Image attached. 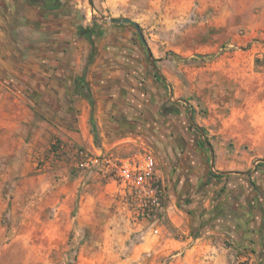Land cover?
Instances as JSON below:
<instances>
[{"label": "rangeland", "instance_id": "rangeland-1", "mask_svg": "<svg viewBox=\"0 0 264 264\" xmlns=\"http://www.w3.org/2000/svg\"><path fill=\"white\" fill-rule=\"evenodd\" d=\"M81 17L98 33L97 87L90 81L82 90L93 91L105 114L114 105L129 138L123 145L131 147L122 157L153 153L183 208L207 197L216 204L229 177L250 176L251 198H258L264 0H87ZM124 18L143 39L134 25L111 22ZM7 110L0 104V264H194L185 259L189 246L177 242L186 235L171 221L159 237L144 224L147 233L138 232L115 186L77 169L76 146L34 105L21 126ZM225 175L221 185L215 177Z\"/></svg>", "mask_w": 264, "mask_h": 264}, {"label": "crops", "instance_id": "crops-1", "mask_svg": "<svg viewBox=\"0 0 264 264\" xmlns=\"http://www.w3.org/2000/svg\"><path fill=\"white\" fill-rule=\"evenodd\" d=\"M86 5L87 0H0V104L19 126L26 120L27 105H34L72 146L122 157L131 147L123 145L129 138L113 115L114 105L105 114L101 102L92 107L82 92L86 82L97 87V67L88 65L91 44L80 35ZM158 173L165 180L159 168ZM226 180L227 175L218 182ZM235 180L242 185L236 186ZM229 182V192L216 204L207 197L193 202L191 212L178 206L168 188V221L186 235L177 242L189 246L185 259L194 264L264 263V190L252 200L250 176L229 177ZM203 208L215 211L202 215Z\"/></svg>", "mask_w": 264, "mask_h": 264}, {"label": "built area", "instance_id": "built-area-1", "mask_svg": "<svg viewBox=\"0 0 264 264\" xmlns=\"http://www.w3.org/2000/svg\"><path fill=\"white\" fill-rule=\"evenodd\" d=\"M73 153L77 169L115 186L133 212L134 222L140 227L138 232L147 233L142 227L144 224L155 237L162 235L168 221V185L159 176L153 153L120 157L112 153L95 154L83 147H75Z\"/></svg>", "mask_w": 264, "mask_h": 264}, {"label": "trees", "instance_id": "trees-1", "mask_svg": "<svg viewBox=\"0 0 264 264\" xmlns=\"http://www.w3.org/2000/svg\"><path fill=\"white\" fill-rule=\"evenodd\" d=\"M48 0H30V2L32 3H43V4H46ZM91 3H93V0H90ZM97 31L95 29V27H92L90 29H85L83 27L80 28V35L81 36H85L89 41H90V44H91V53H90V57H89V64L93 63L95 57H96V53H97V50H96V43H95V40H94V37L97 35ZM143 43L145 46H147L146 42L143 40ZM148 55L150 57H153L151 51L148 49ZM156 76L163 79V77L159 74L158 71H156ZM82 83V79L79 81V84L81 85ZM85 97L90 101V103L92 104V107L94 106L93 105V96H92V93L89 89H85L82 90ZM92 127H93V130L94 132H96V124L94 122V119H93V113H92ZM223 176H216L215 178L217 179H221Z\"/></svg>", "mask_w": 264, "mask_h": 264}, {"label": "water", "instance_id": "water-1", "mask_svg": "<svg viewBox=\"0 0 264 264\" xmlns=\"http://www.w3.org/2000/svg\"><path fill=\"white\" fill-rule=\"evenodd\" d=\"M111 22L112 23H114V22L130 23V24L134 25L138 29V31H139L142 39H143V35H142L141 28H140V26L135 21H133L131 19L124 18V19H121V20H111Z\"/></svg>", "mask_w": 264, "mask_h": 264}]
</instances>
